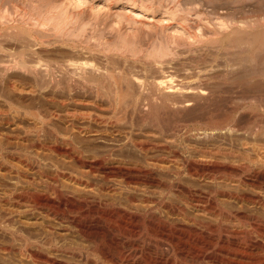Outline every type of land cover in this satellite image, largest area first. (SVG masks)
Segmentation results:
<instances>
[{
  "label": "bare ground",
  "instance_id": "6f19581e",
  "mask_svg": "<svg viewBox=\"0 0 264 264\" xmlns=\"http://www.w3.org/2000/svg\"><path fill=\"white\" fill-rule=\"evenodd\" d=\"M42 24L40 27H43ZM47 24L45 27L48 26ZM220 25L218 30L220 34L215 31L216 35L230 30L228 24ZM243 25V27L231 25L234 39L230 38L229 46L236 49L238 46L241 48L244 45L250 47L259 44L263 46L264 51L263 23ZM13 34L15 36V33ZM11 36L13 35H10V38ZM224 36L227 39L228 35ZM217 40L219 39L214 41ZM231 43L236 47L230 45ZM1 47L0 51H2ZM229 49L225 48V50ZM245 50V53L248 52ZM163 56L165 59L166 54ZM257 60L260 62V58ZM256 61L255 63H258ZM261 61L264 62V58ZM196 62L198 63V60ZM14 66L21 71L33 74L37 72L36 75L39 73L37 78L41 76L42 70L38 72L24 61H19ZM70 66H73V70L69 71L65 69L67 67H63L65 76L62 74L67 83L66 86L63 82L65 80L62 81L67 87V96L73 97V91L79 89L78 87L81 88L80 90H86L85 88L91 85L92 90H96V87L93 89L96 85L98 93L105 91L100 97L110 98L109 103H112L110 105L112 108L120 106L119 109L124 108L126 115L131 116L110 119L90 112L87 113L89 116L86 114L83 116L76 107L80 106L78 104H86L87 100L83 102L74 99V104L73 102L71 104L69 100L65 101L67 97L61 103L53 102L50 109L46 107L48 116L38 118L42 121V128L33 141L36 147L41 146L39 148L42 152L34 153L37 161L35 166L17 171L18 178L15 184L18 188L23 182L22 179L30 183L36 182L35 178L26 176L27 172L35 171L37 176L47 179L44 182L47 189L39 191L16 188L17 197L34 210L62 222L67 234L61 232L60 235L56 234L55 228L52 227L32 233L18 227H5L0 233V264H264V216L261 215V213L264 215V199L261 194L258 197L256 193V197L251 193L252 191L246 190L249 186L254 189L258 184L264 185V181L261 183L263 180L261 178L264 177V65L263 68L260 66L263 70L251 69V73L245 72L243 76L235 77L230 73L232 71L218 75L213 72L198 73V71H196L198 74H193V71L191 74L188 72L189 75L178 76L173 73L150 81L149 77H146L147 82L140 84L133 82L135 80L133 78L131 80L130 76L127 78L126 74V78H123L124 75L115 76L114 72H111L112 74L107 71L101 72L98 70L100 66L98 71L85 65ZM6 69H0V74ZM43 73L42 75H45V72ZM52 79L47 84L49 86L52 83L54 84H51L52 87L55 88L54 86L60 83L56 79L57 83H53L55 80ZM126 82L128 85L124 84L125 87L127 85L125 88L123 83ZM144 90L147 94L141 101L138 96L140 94L142 96ZM236 92L238 96L240 94L241 101L237 102L235 99L233 102L229 94ZM225 94L230 96L229 100L226 96L224 98ZM72 97L70 100H73ZM90 103L92 102H87ZM218 103L223 106H218ZM218 107L220 108L218 111L223 108L221 112H225L224 117L221 120L208 117V114H212ZM96 108L94 109L97 110ZM33 115L40 116L37 112ZM202 116H206L204 121L191 120V118L200 119ZM169 120H173V124L166 127ZM190 123L198 128L189 129ZM180 128H188L190 131L182 135ZM169 132L172 133L167 135ZM33 147L35 148L34 145ZM68 163L75 168H67ZM233 171L234 173L239 171L242 177L237 176V180H234ZM163 178H168L167 181L171 182V185L164 184L166 181L163 182ZM186 178L197 183L196 186L199 183L209 184L212 190L208 194L212 200L216 202L220 199L223 200L222 203L232 205V207L229 205L228 211L235 214L239 220L248 219L247 213L243 212L247 211L248 207L245 208L243 204L256 206L254 210L261 213L256 218L251 216L254 230L238 231L233 230L232 227L230 229L219 225L208 226L210 224L206 225L207 223L203 222L205 220L194 214L190 216V213L184 211L185 207L178 208L180 205L176 207L171 201L170 203L159 201L158 206L155 207L157 209L149 207L153 203L147 206L156 189L164 191L176 189L175 194L183 200L184 197L187 198L185 202L193 201L192 198L197 196L201 199L204 193L189 189L184 183ZM164 193L162 196H166ZM142 203L148 204L145 206ZM217 204L211 201L209 205L206 203L205 206H208L201 207L204 209L202 212L205 215L209 213L210 215L207 216L213 217L230 215L226 213V208L222 209V206ZM164 210L168 213H163ZM177 211L181 219H172ZM89 246L92 249L91 253L85 251Z\"/></svg>",
  "mask_w": 264,
  "mask_h": 264
},
{
  "label": "rangeland",
  "instance_id": "374dc122",
  "mask_svg": "<svg viewBox=\"0 0 264 264\" xmlns=\"http://www.w3.org/2000/svg\"><path fill=\"white\" fill-rule=\"evenodd\" d=\"M0 9V44L2 45V47L0 45V47L2 48V51H0V69H8H6L7 72L5 71L0 74V233L1 229L5 227H18L23 231L29 233H32L34 231L41 232V230L43 229L47 230V228L52 227L53 229L55 228L54 230L56 234H59V232H61L62 234L66 233L63 229L64 225L62 224V222L53 217L46 216V214L41 213V211L39 212L38 210H34L26 202L21 201L17 197L18 188L32 190L38 189L39 191H46L47 188L44 182L47 179L37 176L35 171H29L27 172L26 176H28L29 178H35L37 180L36 182L30 183V181L22 179L23 182L19 185L18 188L15 184L17 181L16 178H18V170H27L30 166H35L37 164L34 153H41L42 149H40V145L36 147V145L34 144L35 142L33 141L39 134V129L42 128V121L38 118L48 116V112L46 111L47 108L50 109L52 107V104L56 103L57 101L58 102L56 104H58L59 102H63L67 97L68 99L66 98L67 100L65 101L69 100V103L73 102V104L75 102L74 99H78L79 101L83 102H86L84 100H87V102H92L90 103L91 105L87 104V102L86 104H78L80 106L77 105L78 107L76 108H78L79 112L83 116H85V114L86 116H89V114H87L88 112H90V114L94 113L95 115L98 114L110 119L120 118L123 116L128 117L130 115L129 112V115H126L127 112L124 108L119 109L120 106L116 107L115 109L112 108L110 106L112 103H109L110 98L108 99V96H102L103 98L100 97L101 94L103 95L105 91H103V93L99 91V95L96 85L93 86V89H95L96 87L97 92H95L96 90H92V87L90 85L89 87L91 88L87 87L85 88L86 90H80V87H78L79 89L76 88L77 91H73V97L67 96V87H65V84H63V82L66 83V80L64 79L65 77H62V74L64 75L65 69L69 71L73 70V66L70 65H85L86 67L90 69L94 68L95 70H97L100 66V69L98 70L101 72H114L115 76L117 74H119L121 77L122 75H124L123 78L126 74V77L130 76L131 80L132 78L133 80H135L133 82L139 84L146 81L145 79H147L148 77L150 81L153 78L157 79V77L159 78L163 75H173V73L174 75L178 76H183L185 74L189 75V73L191 74L193 73V71V74L213 72L217 75L218 73L226 74L232 71L230 73H233L235 77L243 76L245 75V72L246 74H249L252 72V70H258V68H260L261 66V63L264 65V62L261 61L264 58V51L262 50L263 46L261 47V45L259 46V44L250 45V47H248L249 45H244V47L241 46L240 48L239 46L236 47L233 43H231L230 45L233 44L236 47V49H234V47H230L228 43V41L231 40L230 38H232V40L234 39L231 30L232 24L237 26L240 25V27H243V24H247L246 26H249L250 24L254 25V23H263L264 25V0H0ZM48 16H51L52 18L50 17L49 19ZM224 17H226L227 19ZM202 20L203 23H206L203 24ZM249 21L251 22L249 23ZM257 21L258 23H256ZM45 22L46 24L48 23V26L46 27ZM211 22H213V24ZM247 22L249 23V25ZM41 24L44 28L40 27ZM218 24L219 26H217ZM220 24H226V26L228 24V28H230V30H227V32L222 33L221 35H216V32L220 34V32L218 31L221 26ZM14 26L17 28H15ZM11 28L13 29V31ZM202 29H204L205 31ZM7 31L9 35H7ZM204 32L206 33L204 34ZM13 33H15V36H18L15 37ZM5 35H7L8 37ZM10 35H13L14 37L11 36L10 38ZM19 35H22L23 37ZM224 35H228L229 37L227 36V39H229L227 40ZM23 38L25 40H23ZM213 38L214 40H216L217 38L219 40L215 42L214 40H212ZM188 44H190L191 46L189 47ZM32 46L33 48H31ZM212 46H214V48ZM225 48L232 49L225 50ZM168 49L170 50L168 51ZM215 49H217L218 51ZM190 50L191 52H193L191 53ZM244 50L248 52L245 53ZM225 51H227V53ZM164 53L168 58H166L165 56L164 59ZM256 58H260V62H258L259 60H257ZM194 59L196 61L198 60V63ZM19 61H24L28 66L32 68L34 67L38 72L42 70V78L40 79L41 76L37 78L39 75V73L38 75H36L37 72H35L36 74H33L31 72H26L23 70L21 71L20 69H17V67L14 65L18 64ZM252 61L254 62L252 63ZM255 61L258 63H255ZM247 62L251 63L248 64ZM159 65L161 68L159 67ZM256 65L258 67L255 68ZM263 65L261 66V68H263ZM2 66H4V68ZM63 67L67 68L64 69ZM62 68L64 70H62ZM147 68L149 69L147 70ZM261 68L260 70L264 69ZM196 71H198V73ZM43 72H45V75H42ZM160 72H162L163 74H161ZM46 73L47 75H50L48 73H54L56 78L53 77V74L50 75L51 79L53 77L52 80L56 79L57 82L62 84L64 87L59 84L60 87L59 85H57L58 87L55 85V88H53L52 85L54 84L52 83V85L49 84L48 86L47 83H50L51 79L50 76L46 75ZM138 77L140 79H138ZM58 79H62L61 82H59ZM56 80L53 81V83H57ZM127 82L129 83V80ZM127 82L123 83V86L124 84H127ZM145 91L146 90H144V93H142V96H140L141 94L138 96V98L140 97L139 99L141 101L144 100L143 96L145 97V94H147ZM232 94H229L231 95V97L228 94H225L223 96L224 98L226 96L228 100L230 97V100H233V102L235 99H237L235 100L237 102L241 101L239 100L241 98L239 97L240 94L239 96L237 95V92ZM71 97L73 100H70ZM93 103H96L99 106L94 105ZM220 105L218 103V106ZM95 106H97V108ZM222 106L223 104L221 105V107ZM98 107H100L101 109H98ZM94 108H96L97 110H95ZM18 109L19 111H17ZM116 109L118 110L116 111ZM219 109V107L215 108L212 114H208L209 116H206H211L213 119L218 118L221 120L222 117H224L225 112H221L223 108L221 109V111H218ZM25 111L29 112L26 113ZM123 111H125L124 114ZM36 112L40 116L33 115V113ZM206 116H202L200 117V119L191 118V120L204 121ZM6 122H8L9 124H6ZM172 124L173 120H169L166 127L172 126ZM194 124L190 123L189 129H197L198 127L195 128ZM180 129L182 135L190 131L188 128ZM171 133L169 132L167 133V135H170ZM33 145L35 146V148L33 147ZM66 167L70 169L75 168L74 165H71L69 163L66 165ZM234 172L235 171H233V174L236 175L239 171H237V173ZM235 175L234 180H237V176H241L240 173H238L236 176ZM164 180L166 182H164ZM167 180L169 181L168 178H163L164 184L167 183L166 185H171V182H169V184ZM261 180L262 183L264 181V177H262ZM189 181L190 180H188L187 178L186 180L184 179V183L189 187V189L194 191L200 190L202 191V193H204L201 199L197 196L200 199L199 201L196 197L192 198L193 201L187 200L188 202H185L187 198L184 197L185 199L183 200L182 197L180 198L177 194H175L176 189L172 188L171 190L164 191L159 188L160 190L156 189V192L152 190L155 192H152L154 193V195L151 196V198L153 197L152 199L150 198L153 201L150 200L148 201L149 204L142 203V205L146 206L148 204L147 206H149L153 203L152 206H149L153 209L158 206L159 201L160 203H162L161 200H163V202L165 201L166 203H170L169 201H171V203L173 205H176V207L180 205L178 208L183 209L185 207L184 211H186L188 214L190 213V216H193L194 214V216H199L202 220H205L203 222H205V224L207 223L206 225L210 224L208 226L216 227V225H219V227H228L230 229L232 227L233 230L238 231L254 230L252 226V223L254 222L251 221V216L253 218H256L259 217L257 215L261 213H259V211L257 213L256 209L254 210V207L256 208V206L249 205V207L248 205L243 204L245 208L248 207L246 208L247 211H242L247 213L249 220L246 219L244 221L243 219H240L243 221L240 222L235 214L233 215L230 210L228 211L230 204L226 202H223V204V200L220 199H217L216 202L212 200L210 194H208L212 190L209 184L207 185V183H199L198 186H196L197 183ZM262 184L254 186L255 190L250 186L248 187L250 190L248 188H246V190L250 192L252 191L251 193H253L254 196L258 194L259 197L261 194V197L264 199V185ZM14 190L16 193L14 192ZM257 190L258 192H256ZM259 190H261V192ZM163 192H165L164 195L166 196H162ZM159 194L162 196V198ZM175 195H177L178 197ZM203 198H205V200H203ZM202 200L204 201V204L202 203ZM208 200L216 204L218 202L220 205H217L220 207L222 206V209L226 208V213L230 215L213 217L212 215L207 216L210 215L208 212H206V214H208L205 215V213H203L204 209H202L201 207L205 206L206 203H208L209 205L210 201ZM193 202H195V204H193ZM197 202H199L200 205ZM186 203H191L193 205L190 204V206H187ZM208 205H206L205 207H207ZM243 205H241V207ZM230 207H232V205H230ZM163 213L167 214L168 211L164 210ZM178 213L179 211H177L171 218L175 220L176 218L177 220L181 219L179 215L180 213ZM261 215L264 216L262 213ZM261 215L260 217H262ZM245 222H247L248 224ZM205 229L206 228H204L203 231H205ZM85 249H87L85 250L86 252H92L90 246L86 247Z\"/></svg>",
  "mask_w": 264,
  "mask_h": 264
}]
</instances>
